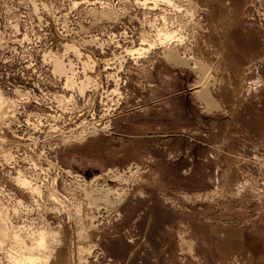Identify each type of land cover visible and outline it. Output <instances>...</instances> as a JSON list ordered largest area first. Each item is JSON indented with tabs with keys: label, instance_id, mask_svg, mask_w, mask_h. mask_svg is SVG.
<instances>
[{
	"label": "rangeland",
	"instance_id": "obj_1",
	"mask_svg": "<svg viewBox=\"0 0 264 264\" xmlns=\"http://www.w3.org/2000/svg\"><path fill=\"white\" fill-rule=\"evenodd\" d=\"M171 2L0 0V264H224L201 224H264V0Z\"/></svg>",
	"mask_w": 264,
	"mask_h": 264
},
{
	"label": "bare ground",
	"instance_id": "obj_2",
	"mask_svg": "<svg viewBox=\"0 0 264 264\" xmlns=\"http://www.w3.org/2000/svg\"><path fill=\"white\" fill-rule=\"evenodd\" d=\"M172 1V0H171ZM170 0H138V2L139 3H141V5H143V8H147V9H151V10H153V9H156L157 8V4H163V5H171L173 2H171ZM173 5H174V3H173ZM173 5H172V7H173ZM74 6V5H73ZM175 6V5H174ZM177 6V5H176ZM175 6V7H176ZM159 7V6H158ZM178 8V7H177ZM173 34H174V32L172 31V32H170V31H166L165 33H163V34H161L160 33V30L159 29H157V36H160L159 38H160V40L162 41V43L161 44H166V43H168L169 42V40H171V39H173V38H175V36H173ZM145 41V40H144ZM144 41L141 43V44H144ZM153 46V44L152 43H149V47H152ZM146 49L145 48H143V47H139L138 49H126V52H125V54L126 55H131V56H133L134 54H141V51H145ZM73 52H74V50H73ZM75 52L77 53V54H80V52L79 51H77V50H75ZM83 55V54H82ZM45 56V55H44ZM47 57H51V63H52V66H53V68H52V71H53V73H56V75L57 74H59L60 76H62V75H66V79H65V83H64V88L66 89V90H73V89H75V88H77L78 90H79V92L82 94L83 93V91H84V88H85V86L86 85H84L85 83H82L81 82V84H79L80 86H77V83L75 82V79H74V74H75V72H74V70L70 67V69H68V70H66V71H64L63 69H62V66H63V61H62V59L61 58H57L56 56H54V54H53V57H52V55H48ZM87 57V56H86ZM113 58L115 57V56H112ZM111 57V58H112ZM44 58H46V56L44 57ZM110 58V59H111ZM116 58V57H115ZM50 60V59H49ZM108 60V59H107ZM88 61V60H87ZM109 61V60H108ZM107 63V62H106ZM106 65V64H105ZM106 67H108V66H106ZM70 72V75H68V73ZM53 75V74H52ZM59 77V76H58ZM87 80L89 81L90 79H89V77L87 78ZM86 80V81H87ZM95 84V83H94ZM96 87H97V85H96ZM63 88V89H64ZM69 98H67V100H70L71 99V94H70V96H68ZM61 98H65V97H63V96H61ZM66 99V98H65ZM63 100V99H62ZM16 101H18V100H16ZM26 101V100H25ZM50 101V100H49ZM60 102H62L61 101V99L59 100ZM66 101V100H65ZM14 100L13 99H5V98H3L2 97V94L0 93V111L2 110V107L4 106V105H7V106H11V112L13 113V111H14ZM41 103V102H40ZM49 103V102H48ZM19 105V104H18ZM49 107V106H48ZM63 107V106H62ZM16 109H17V107H16ZM16 109H15V111H16ZM63 109V108H62ZM109 109V108H108ZM10 110V109H9ZM72 110H74V109H72ZM62 111V110H61ZM76 111V110H75ZM9 112V111H8ZM65 112V111H64ZM69 112H71V111H69ZM3 113V112H2ZM4 115H2L3 117H6L5 116V112L3 113ZM12 115H14V114H12ZM59 115V114H58ZM40 116V115H39ZM81 116V115H80ZM76 117V116H75ZM39 119H40V117H39ZM38 119V120H39ZM40 122V121H39ZM84 122V121H83ZM67 123V122H66ZM38 125V124H37ZM32 126V125H31ZM35 126H36V124H35ZM39 127V126H38ZM33 128H35L34 126H33ZM55 128V127H54ZM31 129V128H30ZM38 129V128H37ZM53 129V128H52ZM56 129V128H55ZM34 130H36V129H34ZM51 130V129H50ZM83 130V129H82ZM37 131V130H36ZM52 131V130H51ZM32 133H33V131H32ZM84 135V134H83ZM82 136V135H81ZM29 137H30V135H29ZM28 137V138H29ZM15 143V142H14ZM18 143V142H17ZM30 150V149H29ZM32 151V150H31ZM35 153V152H34ZM12 155V154H11ZM10 155V153H8L7 154V159L9 160V158H10V160H12L11 158H12V156ZM30 156V155H29ZM19 157V156H18ZM40 157V156H39ZM29 158V160H30V157H28ZM28 158H26V160L28 159ZM38 158V157H37ZM32 160V159H31ZM37 160H39V159H37ZM9 162V161H8ZM17 162V161H16ZM31 162V161H30ZM29 162V163H30ZM34 163L35 162H33L32 161V164L34 165ZM36 164V163H35ZM35 166H37V165H35ZM38 167V166H37ZM37 167H35V168H37ZM39 168V167H38ZM35 171V170H34ZM22 172V171H21ZM19 170L17 171V174H16V176H14V182H15V185H17L19 188H24L25 190L24 191H26V189H27V191L28 192H30L31 194L32 193H39V187L38 186H40V183H38L39 185L38 186H36L37 185V183L35 182V186H32L31 185V182H30V179L32 178H30V179H27L26 177L27 176H25L24 175V172H23V174L21 173ZM34 180L36 179V178H33ZM34 180H32V181H34ZM53 180V179H52ZM40 181V180H39ZM54 181H56L55 179L53 180V182H52V184L54 183ZM97 181V180H96ZM44 184V183H43ZM53 185H55V183L53 184ZM42 186V185H41ZM51 189H53V188H51ZM26 191V192H27ZM48 191V190H47ZM54 191V190H53ZM108 191V190H107ZM106 191V192H107ZM42 193V192H41ZM54 193V192H53ZM58 193V192H57ZM40 194V193H39ZM107 195H108V193H106ZM105 194V195H106ZM38 195V194H37ZM54 195V194H53ZM97 195V194H96ZM106 195V196H107ZM40 196H41V194H40ZM92 196V195H91ZM105 196V197H106ZM57 197V196H56ZM48 198V197H47ZM51 198V197H50ZM100 197H98L97 199H99ZM107 198V197H106ZM53 199H54V197H53ZM94 199V198H93ZM92 199V200H93ZM105 199V198H104ZM110 199V198H109ZM108 199V200H109ZM56 200V198L54 199V201ZM63 200V199H62ZM61 200V201H62ZM20 201V200H19ZM101 201V200H100ZM105 201H107V200H105ZM111 203V202H110ZM56 204V203H55ZM59 204V203H58ZM65 205V204H64ZM62 208V207H61ZM62 211V210H61ZM2 215V214H1ZM1 217V216H0ZM7 220V219H6ZM3 221V220H2ZM7 222H8V220H7ZM13 233V234H12ZM12 237L14 238V239H16L17 241H19V243L21 244V246L23 247H26V248H30V246H25L24 245V242H23V240L17 235V234H15L16 233V231L14 232V231H12ZM45 233H46V231L44 232V231H42V230H39L38 232H37V234L35 235V238L33 239L34 241H33V244H32V246H31V248L33 249V248H35V249H37V250H42L43 248H46L47 249V247L46 246H48V244L50 243V241H49V243L46 241V235H45ZM50 235V234H49ZM54 238V237H53ZM48 239V238H47ZM52 239V238H51ZM46 242L48 243L47 245H46ZM53 244V243H52ZM58 244V243H57ZM30 245V244H29ZM19 246V245H18ZM20 247V246H19ZM23 247V248H24ZM29 249V250H32V249ZM79 248V247H78ZM83 248V247H82ZM85 249V248H84ZM20 250V249H19ZM24 250V249H23ZM21 251V253L18 255V253L16 254V255H18V258L17 257H14V259H13V261L15 260V262H18V263H23V264H25V263H29V264H36V262H38L39 260H41L42 259V257H44V259L45 260H47V259H49L48 257H49V255H47V256H40V254H35V253H28V254H25L24 253V251ZM45 249H43V251H44ZM80 250H82V249H80ZM50 251V250H49ZM53 251V250H52ZM33 252V251H32ZM40 252V251H39ZM38 252V253H39ZM45 252V251H44ZM37 253V252H36ZM12 257V258H13ZM43 262H45V261H43ZM47 262V261H46Z\"/></svg>",
	"mask_w": 264,
	"mask_h": 264
},
{
	"label": "crops",
	"instance_id": "obj_3",
	"mask_svg": "<svg viewBox=\"0 0 264 264\" xmlns=\"http://www.w3.org/2000/svg\"><path fill=\"white\" fill-rule=\"evenodd\" d=\"M223 97H226V95L221 94L220 100H223ZM245 103H248V106L254 110L258 118L264 119V114L261 115V104L264 103V95L252 94L248 100H245ZM238 111L240 114V110ZM247 133L259 139H261L260 135H263V133L260 134L251 130H247ZM188 173L191 174V170ZM201 227L204 229V235L202 238L199 237L200 241L204 245L211 242L214 247L220 246L219 253L221 255L224 253L227 256L231 252H237L250 264H264V224L261 222L256 224L225 223L220 226L201 224ZM212 254L217 257L216 253ZM206 263V260H203L201 264Z\"/></svg>",
	"mask_w": 264,
	"mask_h": 264
},
{
	"label": "built area",
	"instance_id": "obj_4",
	"mask_svg": "<svg viewBox=\"0 0 264 264\" xmlns=\"http://www.w3.org/2000/svg\"><path fill=\"white\" fill-rule=\"evenodd\" d=\"M224 264H250L237 252H231L224 259Z\"/></svg>",
	"mask_w": 264,
	"mask_h": 264
}]
</instances>
